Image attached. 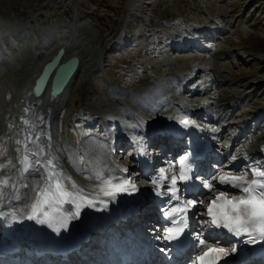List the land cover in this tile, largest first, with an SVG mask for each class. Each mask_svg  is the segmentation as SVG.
Returning <instances> with one entry per match:
<instances>
[{"label":"rangeland","instance_id":"obj_1","mask_svg":"<svg viewBox=\"0 0 264 264\" xmlns=\"http://www.w3.org/2000/svg\"><path fill=\"white\" fill-rule=\"evenodd\" d=\"M0 42V55L3 56L0 60V139L3 138L0 140V174H6L4 171L15 162L10 159L13 156L11 146L19 143L23 147L21 158L18 156L23 160L20 172L27 175L24 158L27 157L29 170H32L30 149L33 143L48 135L54 162L51 161L49 166L43 164L44 168H61V173H51L49 177L45 170L47 177L41 174L34 176L33 181L45 178L54 196L57 183L63 187L69 182L72 186L85 187L90 194L97 192L100 195L99 187L95 185L103 182L95 177L87 178L83 172L100 175L102 168L106 172L110 166L115 168L117 165L125 167L124 171L130 169L129 162L136 161L130 157L135 142L142 140L148 144L143 141L146 131L178 127V124L171 125L173 120H179V114H175L177 104L171 107L167 98H178L184 105L199 106L203 111L202 116L197 117L200 121H192L197 132L205 136L216 131L214 154L224 155V143H229L233 150L246 138L252 143L260 135L261 140L264 139V0H0ZM63 46L78 52L83 67L66 99L58 105L59 110L51 113L49 125L44 127L48 129L42 135L37 134L34 126L40 127L39 120H34L30 112L21 117L27 130L18 137L19 141H13L15 137H5L12 129L17 131L10 118L16 115L19 87L24 85L28 75L40 69L44 59ZM180 47L183 52L171 51ZM1 63L7 66H1ZM163 85L169 91L164 87L155 89ZM235 92H240L237 94L239 101L219 108L218 101ZM125 94L145 105L150 103L148 98L158 97L161 104L157 102L151 112H145L139 103ZM39 108H42L38 110L40 114L47 109ZM182 110H178L180 115ZM221 114L224 116L219 120ZM235 119L240 128L233 125L232 130L236 128V134L241 131L242 137L245 134L239 144L234 142L225 123ZM221 121L223 125L219 123ZM88 122L93 124L89 126ZM218 126H221L219 130ZM117 136L121 138L117 140ZM115 144L116 149L113 148ZM50 145H44L47 153ZM95 145L96 150L93 149ZM156 146L162 154L164 149ZM170 146L176 152L182 145L180 148L175 144ZM44 147L42 151V146L34 145L41 155H44ZM243 153L247 152L244 150ZM171 155L169 151L164 153L160 160L166 167L158 169L155 175L170 168L165 160ZM239 156L242 157L241 154L224 155L222 159L217 156V161L208 158L210 162L203 167L218 170L209 177L218 178L220 166ZM235 173L247 175L248 166L243 163ZM111 176L113 173L108 174V178ZM140 176L144 177L135 173L133 178ZM105 182L108 183L102 194L111 190V181ZM213 190L215 188L206 190L205 197L215 193ZM116 191L109 195L120 197L121 191ZM10 192H13L11 187ZM10 195L7 197L12 201L15 193ZM39 196L38 200L43 199L41 194ZM3 197L0 198V202L4 201V205H0L1 211L9 215L20 213L18 219L14 217L12 221L17 224L22 219L23 202H12L5 208L8 200ZM57 199L60 201L57 197L51 204ZM87 206L96 205L89 201L83 205ZM33 222V218L28 220V229ZM134 222L137 227L141 223ZM90 225L94 227L95 223Z\"/></svg>","mask_w":264,"mask_h":264},{"label":"bare ground","instance_id":"obj_2","mask_svg":"<svg viewBox=\"0 0 264 264\" xmlns=\"http://www.w3.org/2000/svg\"><path fill=\"white\" fill-rule=\"evenodd\" d=\"M0 45H1V42H0ZM76 48H75V50H76ZM59 49H60V47L56 50V52H54L51 56H49V58H47L46 60L44 59V61L41 62L42 64L40 63L41 64V67H39L40 69H38L36 71L34 69L35 67H32V69L35 70V72H32L30 75H28V77L26 78V81H24V85L22 84V86L19 87V90H18L19 94L17 93V96H18V98L20 97V100H19L18 106L16 107V110H15L16 115L14 114V116L10 118L11 123L13 125L16 124L15 127H16L17 131L15 129H12L13 131L12 130L9 131V133L5 137H8V136H11L12 138L15 137L13 139V141H16L18 139V137L22 136L21 134L25 133L27 128L24 127L23 123L20 120H21V117L28 116V114L30 112L33 113V117H34L33 119L34 120H35V118L39 120L40 127L34 126L35 131H38V133L36 132L37 134L41 133V135H42V133L44 134L45 130L48 129V128H44V127L46 126V124L49 125L48 122H50V119L52 116L51 113L55 109H57V107H59L58 105L60 104V102L64 101V99H66V97L68 95V91L70 90L69 88H73L72 84H73L74 80L77 79V77H78V75H79V73L83 67V61H81L82 59L80 58V55L78 54V52L77 51H71L68 48L65 49L66 50L65 59L68 60V58L73 57V56H78L81 59L80 60V62H81L80 68H79L77 74L74 76L73 80L69 83V86H67V88L65 89V92L63 94H61L60 96H58L57 98L49 97L51 79L47 85V88L44 89L45 91H44L43 95L41 97H36L35 94L33 93V87L35 85V81L40 76V74L42 73V70H43V67L45 66V64L50 62L56 56ZM177 50H180L179 52H183V47H180L177 49L176 48L171 49V51H173L175 53L177 52ZM1 58H3V56L0 55V60H1ZM5 63H1L2 64L1 66H4L3 64H5ZM7 63H8V61H7ZM0 69H2V68H0ZM27 69H28V66H27ZM163 87H164V85L160 86V87H156L155 89H158V88L162 89ZM164 88H166V87H164ZM164 90L169 91V90H167V88ZM174 90L175 89H172L171 91H174ZM177 91H178V89H177ZM170 93L171 92H169V94ZM235 93L236 94H233L231 96H227L224 98L221 97L222 99L218 101L219 102V108H221V109L225 108L226 106H228L230 104L235 105L236 102L239 101L237 99L238 98L237 94H240V92H235ZM84 94H87V92ZM126 96L128 99L134 100L135 102L139 103V106L145 112H151L154 109V107L157 105V102H158V100H157L158 97L153 96L151 99L148 98L150 100V103L153 101V103H152L153 106H150V103L148 105L142 104V102L138 101L134 96H131L130 94H128ZM158 103L161 104V102H158ZM167 104H169L171 107L174 106V104H177V108L175 109V111L177 110L176 111L177 113H175V112H173V113L179 114L178 115L179 120L175 119L173 121H178V124L183 123V119H186V116L188 117L189 114L190 115H191V113H193V114L197 113L198 114L199 106L184 105V102H181L180 100H178V98L177 99L176 98H167ZM41 106L44 108L45 107L47 108L43 114L38 113V110L42 109V108H39ZM44 108H43V110H44ZM181 109H183L182 110L183 113L180 115L179 111H181ZM58 110L59 109H57L56 111H58ZM155 113H156V111H155ZM129 116H130V118H133L132 114H129ZM222 116H224V114L220 115L219 120H222V118H223ZM227 116L228 115H226L225 118ZM241 116H243V115H241ZM91 120L93 121V119H91ZM245 120L242 122H245ZM235 121H236V119L227 121L225 123L228 124V125L227 124L226 125L228 127L229 132H230V136L232 137V139L235 138L234 139L235 143L237 142L239 144V142H241V139L243 137H245V134H243V137H242L241 131L239 134H236L237 129L236 128L234 129V130H236V132L234 130H232V128L234 127L233 125H236L235 127L240 126L238 120H237V122H235ZM219 123L222 124V121ZM92 124L93 123H90V122L87 123V125H89V126ZM140 125H142V124H140ZM184 127H185L184 125L183 126L178 125V127H172V128L170 127L167 130V132H165V134L161 135L160 137L159 136L154 137L153 135H151V133L153 132L152 130H148V131H146V133H147V137H149L151 139V141L153 143H155L156 145H158L161 149H168V146L171 144H175V145H177L178 148H180V146L183 144V141L178 139L177 137L180 134V132L182 131V129H184ZM188 127L189 126H187V128ZM18 128L20 130V134L18 133V131H19ZM141 128H142V126H141ZM217 128L219 130V128H221V126H218ZM31 130H33V129H31ZM141 132H142V129H141ZM211 132L208 134V137L214 141L217 133H216V131L213 130V132H212L213 135H212ZM200 135H201V133L198 134L195 132V134L193 136H191V137L195 138L196 144H198L200 141H209V140L203 139L207 136H205V135L200 136ZM170 136H173V138L168 139ZM11 137H10V139H11ZM119 138H121V137L117 136V140ZM2 139L3 138H1L0 140H2ZM257 139H259L260 141H258ZM157 140L159 141V143H156ZM17 141H19V140H17ZM177 141H178V144H176ZM204 143L205 142H203V143L201 142V144H204ZM38 144L40 147L42 146V151H43L44 145H45V147L46 146L48 147L50 145L48 135L46 138H41V139L37 140L35 143H33L32 147L30 149V153H31V158L33 160V163H32V161H31V163L34 167L32 168V170L30 169L27 171V175H25L23 171L20 172L21 170H23V169H21V167L23 166L22 165L23 160L21 161V159H18V156L22 152L23 147H21V145L19 143H16L13 146H11V148L13 150L12 151L13 156L10 157V159L15 160V162H12L11 167L10 166L7 167V170L4 171V172H6V174H3V175H2V173L0 174V181H3V180L8 181L7 186L0 183V187H1L0 198L2 196H4L3 199L8 200L7 196L11 194L10 197H12L15 193L12 201L11 200L7 201L5 208L11 206L12 202H19V203L23 202V206L21 209L22 219L17 224L13 223V225H11L12 222H9L10 226L8 225L7 228H3L2 234L4 232L11 230L12 234H11L10 239H12L13 235L18 240L30 239L28 234L26 233L27 230H29L26 226V224L29 220V217L30 216L34 217L33 218L34 221H36L37 219H38V221H41V219H42V220L47 222V218H49V215H45L46 212H47V214L49 213L50 215H53V216H52L51 220H49L47 227L41 228V222H38L39 223V229H38L37 233H39L41 235V238L43 241L45 240V237H43V234H46V235L48 234L49 236L50 235L53 236L55 239H60V238H62V235L65 232L70 231V230L82 231L84 227L91 226L90 223H94V220H95V226L91 230V231H94L98 228L96 222L100 221V220H97V217H100L103 214H108L111 210L114 209L115 205H122L121 201H119L117 197L109 195V194H113V195L116 194L117 193L116 190H115L116 192L115 191L114 192L109 191L106 194H102V189L108 183L105 181H107V179L112 180L111 179L112 176L108 178V174L113 173V176L117 175L116 171L118 170V168H116V167L113 168V166H110L109 167L110 169L108 168L107 171L105 170L106 172H104V168H102L101 170L99 169L100 172L101 171L103 172V173L101 172L102 174H100V175L98 173L96 174L94 172H89V173L83 172V175H85L87 178L91 179V178L95 177L99 181L103 182V184L99 183V184L95 185V186L99 187V189L97 191H98V193H101L100 195L97 194V192H96V194H90L88 191H86L84 189L85 187L83 188L80 185L74 184L75 187H73L69 182V183H67V186L64 185L62 188L65 192L69 193L70 195L60 197V201L57 199L58 201L56 203L51 204L53 209H54V212L49 210V205L44 206L45 204H43L42 207L40 209H38L37 212L34 213L32 206L37 202L38 198L40 199L39 195L42 192V190L40 191V189L41 188H44V189L50 188V184H49V181L45 182V178L33 181V177L34 176H40L41 174H43L42 177H44V176L47 177L46 176L47 174L49 176L51 173H55V172H57L59 174L61 173V168L58 169L57 167H54V166H52L50 169H46V167L44 168L43 164L49 166L51 161H53L52 148L50 145V150L47 153L45 151V147H44V155H41V154H38V151L37 152L35 151L36 148L34 149V145H38ZM96 145L93 148L95 150L98 149L97 148L98 145L97 146ZM87 146H88V144H87ZM222 146L226 147V149L225 148L223 149L224 155L238 156L241 154L242 157L239 156V157L232 158L233 159L232 161L224 163L223 165H221L219 168L221 170L219 171L218 178H216V176L213 178L201 177V175H200L201 180L204 179L203 181H206L207 183L210 182L209 184L212 185V188L209 190H212L213 188H215V190H213V191H215V193H211L209 196L205 197L204 199H206V200L215 199V197L220 195L221 193L225 194V196H227L229 199H232L234 197L240 198V197L245 196L246 194L243 193L239 188L233 187L230 184L221 183L219 180V177L221 175H224V174H228V175L233 174L234 175L236 171L241 169V165L243 163H245L248 166V174L246 175V178L249 180V182L251 181V179H253V173L255 171H264V139L261 140V135H260V137H257L254 139V143H252L251 141H248V139L246 138L241 145L234 146L233 150L229 147V143H224V144H222ZM101 147H100V149H101ZM2 148L4 149V147H2ZM113 148L114 149L117 148L116 144H115V146H113ZM186 149H187V151H186V153H187L189 150V147H187ZM244 150L247 153H243ZM40 152L41 151H39V153ZM172 152H175V151H172ZM233 152H234V154H233ZM238 152H240V153H238ZM224 155H221V153L217 152L214 154V156H212V155L209 156V158H210V160L214 159L213 161H215V160L217 161L218 160L217 156H220V159H222L221 157H224ZM19 158H21V155L19 156ZM8 162H10V161H8ZM8 162H6L5 164L7 165ZM179 162H180V159L175 163V165H172V164L170 165V168H169L168 173H167L168 174L167 177L169 176V178L160 179V177H158V178L154 179V180L158 181V183H154L152 185V187L154 188V192H157V185L162 189L171 190V176L174 174L177 176V173H178L177 167L179 165ZM54 164L55 163H53V165ZM86 166H87V164H86ZM199 166L203 167L204 163L203 164L199 163ZM93 169H94V167H93ZM113 169H115V170H113ZM45 170L47 171V174L45 173ZM76 170L79 173V170L78 169H76ZM65 172H67V171H65ZM80 172H82V171H80ZM104 174H105V176H104ZM144 174H146V172H144ZM120 175H122V173H120ZM120 175H119V177H120ZM141 175L143 176V174H141ZM177 178H178V176H177ZM120 180H124V179L120 178ZM177 182H181V181H179L177 179ZM10 187L13 189V192L12 193L10 192V194H9V188ZM141 190H143V188ZM206 190H207L206 187H204L202 189L203 192H205ZM202 191H201V194H202ZM79 194H82V195L80 196ZM94 198H97V199L94 200ZM89 201L97 202V203L100 201V205L96 206L100 209H97V208L91 207V206L83 207V205L89 203ZM9 202H11V203H9ZM2 204L4 205L3 200L0 202V205H2ZM205 208L200 209L201 213H199V214L204 215L205 214L204 213ZM1 210L2 209L0 207V218L9 219L10 215L7 213H3ZM103 216H104V218H103L104 220H109V216H107V215H103ZM151 216H153V214L151 212H145V210L141 209L140 221L137 220L136 218H133L132 221L133 222L134 221L141 222V220L146 219V218L151 217ZM152 220L154 221L155 218H152ZM201 221H202L201 223H203V228H205L204 230H206V231L210 230L209 223L205 220L204 216H202ZM84 222H86V224H84ZM140 225H141V223L139 224V226ZM150 225H151L150 223H145L146 227L150 226ZM123 227L125 228V226H123ZM123 227H121V229ZM146 229H148V228H145L144 232H149V230H146ZM160 231L163 232V230H160ZM162 235H163V233H162ZM136 237L140 239V238H142V235L137 233ZM1 239L3 240V238H1ZM10 239H9V241H10ZM129 239L130 238H128V240ZM203 239L205 240L206 243H209L211 241L208 233H206V235ZM162 240L163 239L160 238V243H162ZM144 241H146V239ZM140 243H142V242H140ZM142 245L144 247L147 246V244H143V243H142ZM213 245H216V243L213 242ZM90 246H91L90 243H83L82 247L79 250H78V248H76L75 253L79 252L78 254H80L81 257H80V255H78V254L77 255L80 258H83V257L86 258L87 259L86 261L88 262V264H103V263L106 264L108 262V260L92 254L89 250ZM197 247L199 248L198 243H197V246H194V248L197 249ZM19 249L20 248H18V250ZM133 251H135V248H133ZM5 253H7V252H5ZM32 253L33 252L30 251L27 253V255L32 256ZM43 255L45 256L46 259L49 258V255H46V254H43ZM11 256L12 255L4 254V259H0V264H25V261H28L27 258L20 260V261H17L16 258L11 259ZM149 257L151 258V264L156 263V259L159 258L155 252L153 254H150ZM59 258L60 257L58 256V259H56L55 263L53 261V262H51V264L52 263L62 264V263H60L61 261L59 260ZM141 259H142L141 257L138 258V260H137L138 263L139 264H141V263L146 264L145 260L141 261ZM36 263H37V261H36ZM36 263H33V264H36ZM30 264H32V263H30Z\"/></svg>","mask_w":264,"mask_h":264},{"label":"snow or ice","instance_id":"obj_3","mask_svg":"<svg viewBox=\"0 0 264 264\" xmlns=\"http://www.w3.org/2000/svg\"><path fill=\"white\" fill-rule=\"evenodd\" d=\"M25 168L24 171L29 170V165L27 164V157L24 158ZM180 169H179V180L185 181L189 179L186 174V169L183 167L184 160H180ZM126 171V169H125ZM168 177L163 173L160 174V179H167ZM177 176L174 174L171 176V191L172 198L179 199L177 197ZM221 183L230 184L233 187L239 188L246 195L240 198L229 199L225 194L221 193L216 196L214 200L208 206L207 213L211 217L210 223L216 225L217 227L223 226L228 228L229 231L235 232L237 235L240 234L241 230L247 231V226L249 224L253 226H258V231L261 234V237L264 238V171H255L253 173V179L249 180L245 176L237 175H228L224 174L219 177ZM3 185L7 186L8 181H0ZM153 183H158L157 180H154ZM206 187L209 189L212 188V185L206 184ZM75 187V185H73ZM70 195L65 192L62 186L57 183L55 189V196L50 190L46 188L41 192L43 199L37 200V202L32 206L33 212H37L38 209L42 207L43 204L51 203L53 199L57 197H63ZM194 201H188L182 206L173 208L170 211V215L177 216L179 215V220H174L178 226L175 229H170L168 236L166 237L169 240L178 238L180 234L184 231V228L187 227V212L191 207L194 206ZM182 214V215H181ZM45 215H48L45 213ZM34 217L30 216L29 219ZM44 223V220L39 221ZM200 244H205L204 240L199 241ZM233 251H235L233 249ZM228 253L222 248L208 247L202 255L198 257L200 264H216V261L223 256H227Z\"/></svg>","mask_w":264,"mask_h":264},{"label":"water","instance_id":"obj_4","mask_svg":"<svg viewBox=\"0 0 264 264\" xmlns=\"http://www.w3.org/2000/svg\"><path fill=\"white\" fill-rule=\"evenodd\" d=\"M61 47L56 56L43 67L42 73L36 80L34 93L39 96L46 83L51 79L49 97L57 98L65 92L80 68V58L73 56L65 59L66 47Z\"/></svg>","mask_w":264,"mask_h":264}]
</instances>
